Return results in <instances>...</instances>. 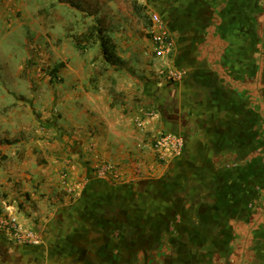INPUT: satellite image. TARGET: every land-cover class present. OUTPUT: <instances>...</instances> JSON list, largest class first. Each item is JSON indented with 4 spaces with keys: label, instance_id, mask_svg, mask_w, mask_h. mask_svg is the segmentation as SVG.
<instances>
[{
    "label": "crops",
    "instance_id": "1",
    "mask_svg": "<svg viewBox=\"0 0 264 264\" xmlns=\"http://www.w3.org/2000/svg\"><path fill=\"white\" fill-rule=\"evenodd\" d=\"M135 2L171 31L169 57L115 1L105 22L98 3L0 0V213L44 241L0 231V264H122L123 248L146 264H264V0ZM82 19L109 27L116 61ZM164 132L182 157L144 145Z\"/></svg>",
    "mask_w": 264,
    "mask_h": 264
},
{
    "label": "built area",
    "instance_id": "2",
    "mask_svg": "<svg viewBox=\"0 0 264 264\" xmlns=\"http://www.w3.org/2000/svg\"><path fill=\"white\" fill-rule=\"evenodd\" d=\"M151 26L149 29L150 39L153 45V54L157 59L169 57L175 49L172 33L165 24L162 17L157 13L150 15ZM159 74L168 82L182 80L184 73L174 69H163ZM155 112L147 113V117L153 118ZM143 125V124H141ZM149 145L153 150L161 154V159H165L169 154L174 157H182L186 150V141L182 136L164 132L156 137ZM112 165H103L97 169L100 176L104 177ZM62 187L68 194H74V188L69 185L68 174L64 173L61 179ZM0 231L4 232L15 244L29 247H40L43 244L42 235L33 228L23 227L17 216L8 212L0 213Z\"/></svg>",
    "mask_w": 264,
    "mask_h": 264
},
{
    "label": "rangeland",
    "instance_id": "3",
    "mask_svg": "<svg viewBox=\"0 0 264 264\" xmlns=\"http://www.w3.org/2000/svg\"><path fill=\"white\" fill-rule=\"evenodd\" d=\"M45 1L48 2L50 0H45ZM71 1L81 3V5H82L81 7L87 8L89 13H91L93 10L96 9L97 3H98L99 6L104 7L103 12L105 15V17H104L105 22H107V19L114 12V10L112 9V5L110 3L112 1H115V3H118V5H120V9H119L120 11L118 10L119 13H122L124 16H127V17H129L131 15H132V17L135 16V18L132 19L130 22V27H131L132 31L134 32V34L140 35L139 28L141 26V27L145 28V30H146V31H144L146 38L150 40L149 29L151 26V21H150L149 15L145 11L144 12L142 11L143 15L142 16L139 15L140 18L137 16L138 13L134 9L135 0H71ZM44 12H46V11H44ZM82 21H83L82 24L78 22V24H77L78 28L82 27V29H87V32H88V34H90V36L96 35L98 29L100 31V28H101V33L105 31L106 32L105 35L109 34L110 29L106 24L104 26H102V25L96 26L94 20L87 21V20L82 19ZM142 47L146 50L149 49L147 44L142 46ZM119 237L120 238L122 237V242H124V243L128 242V236L126 234H123L122 236L119 235ZM126 246H128V245H126ZM146 251H148V250H144L142 248L137 249L136 251L133 249L131 250V248L130 249L123 248L120 251L121 263L122 264H134L135 259H138V262H139L138 264H146L145 258H144L145 256H147V255H145ZM177 256H178L177 258L180 260V254H178Z\"/></svg>",
    "mask_w": 264,
    "mask_h": 264
},
{
    "label": "trees",
    "instance_id": "4",
    "mask_svg": "<svg viewBox=\"0 0 264 264\" xmlns=\"http://www.w3.org/2000/svg\"><path fill=\"white\" fill-rule=\"evenodd\" d=\"M59 1H62V2H66L68 3L70 6L78 9V10H81L82 9V5L81 3H78V2H75V1H71V0H59ZM134 9L135 11L138 13V15L142 16L143 13H142V7L139 6L136 2L134 3ZM99 35L102 37L101 39V46H102V51L104 52L106 58L111 61H116V58L114 56V51H115V45L111 42V40L107 37H103L102 33L99 32ZM86 40L85 38L83 40H79L78 41V46L80 48H82V43L84 42H88L87 41H84ZM115 58V59H114ZM7 143H10L9 141H7ZM6 157L5 156H0V166H1V163L2 161H4Z\"/></svg>",
    "mask_w": 264,
    "mask_h": 264
}]
</instances>
